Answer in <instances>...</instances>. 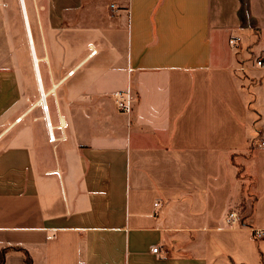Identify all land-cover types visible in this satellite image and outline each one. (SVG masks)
Instances as JSON below:
<instances>
[{
    "label": "crops",
    "instance_id": "0c3cea01",
    "mask_svg": "<svg viewBox=\"0 0 264 264\" xmlns=\"http://www.w3.org/2000/svg\"><path fill=\"white\" fill-rule=\"evenodd\" d=\"M3 4L4 264H264V0Z\"/></svg>",
    "mask_w": 264,
    "mask_h": 264
},
{
    "label": "built area",
    "instance_id": "2783aa9c",
    "mask_svg": "<svg viewBox=\"0 0 264 264\" xmlns=\"http://www.w3.org/2000/svg\"><path fill=\"white\" fill-rule=\"evenodd\" d=\"M240 42H241V40L239 38H236V37L229 40V44L232 47H238ZM94 53H95L94 51L91 52V55L94 54ZM256 65L258 67L264 68L263 60L256 61ZM117 97L120 98V95H117ZM118 106H119V108L125 109V106L123 105V103L121 101H118ZM49 136H50V140H54V138L50 134H49ZM258 147L259 148H264V142L260 143ZM154 206L158 207V204H154ZM238 221H239V216H238L237 213L232 212V213L229 214V217L227 219L228 223H236ZM255 235H256L257 238H260V239L264 238V230H256ZM158 251H159L158 247H154L152 249V253H154V254H157Z\"/></svg>",
    "mask_w": 264,
    "mask_h": 264
},
{
    "label": "rangeland",
    "instance_id": "374dc122",
    "mask_svg": "<svg viewBox=\"0 0 264 264\" xmlns=\"http://www.w3.org/2000/svg\"><path fill=\"white\" fill-rule=\"evenodd\" d=\"M5 13L8 14H12L16 20V28L19 27L20 25V19H21V10L19 8V0H4V4H3ZM5 28H6V23H5ZM50 138V136H49Z\"/></svg>",
    "mask_w": 264,
    "mask_h": 264
},
{
    "label": "trees",
    "instance_id": "16d2710c",
    "mask_svg": "<svg viewBox=\"0 0 264 264\" xmlns=\"http://www.w3.org/2000/svg\"><path fill=\"white\" fill-rule=\"evenodd\" d=\"M241 170H239V177L241 176ZM11 249L8 248V249H3L0 251V264H4V260H5V255L10 251ZM12 250L14 251H19L22 253L23 255V258H24V264H32L31 263V259L29 257V255L23 251L22 249H19V248H13Z\"/></svg>",
    "mask_w": 264,
    "mask_h": 264
},
{
    "label": "bare ground",
    "instance_id": "6f19581e",
    "mask_svg": "<svg viewBox=\"0 0 264 264\" xmlns=\"http://www.w3.org/2000/svg\"><path fill=\"white\" fill-rule=\"evenodd\" d=\"M19 8L22 11L23 9L25 10V0H19ZM26 11V10H25ZM24 12V11H23ZM36 60V59H35ZM46 106H43V111L46 112Z\"/></svg>",
    "mask_w": 264,
    "mask_h": 264
}]
</instances>
